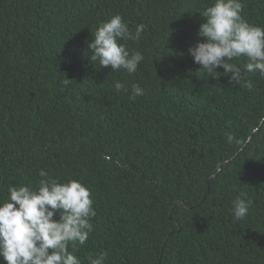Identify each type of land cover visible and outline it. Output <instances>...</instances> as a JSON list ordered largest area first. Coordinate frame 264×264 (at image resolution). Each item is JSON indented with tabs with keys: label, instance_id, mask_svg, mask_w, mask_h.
Instances as JSON below:
<instances>
[{
	"label": "trees",
	"instance_id": "1",
	"mask_svg": "<svg viewBox=\"0 0 264 264\" xmlns=\"http://www.w3.org/2000/svg\"><path fill=\"white\" fill-rule=\"evenodd\" d=\"M210 3L0 0V203L40 169L80 181L97 213L82 264L101 251L105 264H264V77L245 73L248 89L198 71L188 49ZM243 3L264 26V0ZM116 14L145 26L126 45L144 56L133 74L89 59L91 34ZM240 193L254 203L238 221Z\"/></svg>",
	"mask_w": 264,
	"mask_h": 264
},
{
	"label": "clouds",
	"instance_id": "2",
	"mask_svg": "<svg viewBox=\"0 0 264 264\" xmlns=\"http://www.w3.org/2000/svg\"><path fill=\"white\" fill-rule=\"evenodd\" d=\"M244 7L243 0H211L200 13L204 22L188 54L200 66L198 71L213 78L227 75L230 84L243 81L244 87L251 89L245 73L258 72L264 77V26L249 23L241 15ZM144 27L137 25L133 33L120 14L100 23L91 34V42H87L90 61H98L101 68H110L111 72L135 73L144 56L126 45L129 40H140ZM240 58H245L243 67L232 62ZM71 82L66 78L62 81L64 85ZM114 88L117 93L129 92L119 80L114 81ZM143 94L139 84L131 85L130 99ZM227 142L242 143L232 132L227 133ZM38 175L35 187L9 185V195L0 203V257L6 264H82L76 254L77 245L89 239L97 215L91 190L75 179L61 182L44 169ZM253 203L247 193H240L232 202L230 214L242 220ZM106 260L107 253L101 251L87 257V264H105Z\"/></svg>",
	"mask_w": 264,
	"mask_h": 264
},
{
	"label": "water",
	"instance_id": "3",
	"mask_svg": "<svg viewBox=\"0 0 264 264\" xmlns=\"http://www.w3.org/2000/svg\"><path fill=\"white\" fill-rule=\"evenodd\" d=\"M211 179H212V177L210 178V180H211ZM210 180H209V181H210ZM209 181H208V182H209Z\"/></svg>",
	"mask_w": 264,
	"mask_h": 264
}]
</instances>
